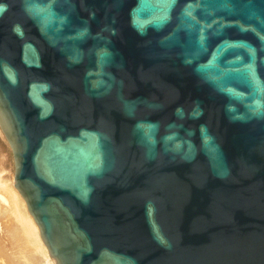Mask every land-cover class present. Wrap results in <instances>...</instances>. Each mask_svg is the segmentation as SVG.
Returning a JSON list of instances; mask_svg holds the SVG:
<instances>
[{
	"label": "water",
	"instance_id": "obj_1",
	"mask_svg": "<svg viewBox=\"0 0 264 264\" xmlns=\"http://www.w3.org/2000/svg\"><path fill=\"white\" fill-rule=\"evenodd\" d=\"M0 129L53 264H264V0H0Z\"/></svg>",
	"mask_w": 264,
	"mask_h": 264
},
{
	"label": "rangeland",
	"instance_id": "obj_2",
	"mask_svg": "<svg viewBox=\"0 0 264 264\" xmlns=\"http://www.w3.org/2000/svg\"><path fill=\"white\" fill-rule=\"evenodd\" d=\"M12 176L13 162L11 152L0 130V264H53L49 255L44 256L46 255L42 248L44 245L37 235V232L32 240L33 245L29 246L30 249L28 251L20 255L13 253L14 249L9 236L14 235V232H16L17 222L14 216L12 198H10V196L13 195L11 191L14 189L12 185ZM9 194L11 195L9 196ZM34 246L36 249H34ZM32 249L37 251L34 252Z\"/></svg>",
	"mask_w": 264,
	"mask_h": 264
},
{
	"label": "bare ground",
	"instance_id": "obj_3",
	"mask_svg": "<svg viewBox=\"0 0 264 264\" xmlns=\"http://www.w3.org/2000/svg\"><path fill=\"white\" fill-rule=\"evenodd\" d=\"M12 185H13V183H12ZM13 188L14 189L11 191V192H13V195H11L12 194L11 193V194H9V196L11 195L10 198H12V204H13V208H14V216L16 218V222H17L16 224L17 225H16V232H14V235H11L9 237H10V241L12 242V245H13V249H14L13 253L17 254V255L18 254L20 255L21 253H24V252L28 251L30 249L29 246L33 245L32 240L34 238V235H36V232H37V235L39 236V229H38V226L36 225L32 215L27 210L25 200L19 194L17 189L14 187V185H13ZM5 189H7V188H5ZM22 205H23V207H22ZM43 245H44V243H43ZM44 247H45V245H44ZM44 247H42L44 252H45V254H46L44 256H48L49 254L47 252V248L46 247L44 248ZM34 249H36V247ZM35 251H37V250H35Z\"/></svg>",
	"mask_w": 264,
	"mask_h": 264
}]
</instances>
